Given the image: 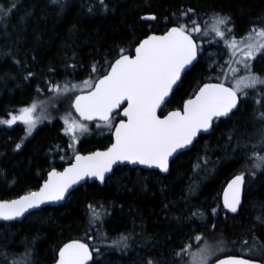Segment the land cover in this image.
Masks as SVG:
<instances>
[{
  "label": "trees",
  "instance_id": "trees-1",
  "mask_svg": "<svg viewBox=\"0 0 264 264\" xmlns=\"http://www.w3.org/2000/svg\"><path fill=\"white\" fill-rule=\"evenodd\" d=\"M62 4L0 0V8L11 9L6 22L0 21V120L34 102L43 108V112L38 108L37 117H45L29 137L21 124L0 127V201L37 189L47 172L59 169L60 160L71 155L62 116L74 114L71 101L79 92L54 98L50 87L65 81L80 85L98 77L107 68L105 61L113 62L121 49L131 54L139 40L162 34L176 25L177 18L191 26L192 20L203 24L216 14L227 16L230 35L236 39L253 28H264V0H104L103 5L100 0H62ZM149 15L157 19L142 21ZM224 58L222 46H203L198 62L162 112L180 109L201 85L215 82ZM93 65L100 67L99 74L93 73ZM253 68L264 77V56L253 62ZM261 113L264 92L259 86L241 99L230 118L216 121L209 135L177 156L168 175L119 169L103 186L79 187L63 206L42 209L21 223L0 221V264L21 259L25 264H52L59 249L73 240L89 245L90 264H147L149 259L181 264L176 253L186 245L195 250L221 240L227 251L213 262L228 255L261 261L263 256L247 254L250 246L257 250L264 246V223L257 220L264 221V171L252 168L250 159L253 152L264 155ZM98 132L80 140V152L102 148L109 130ZM240 173L245 175L243 203L232 216L221 205V193ZM89 205L103 206L101 220L90 223ZM121 235L128 236L129 247H111ZM197 235L201 241L195 240ZM26 252L30 255L24 257Z\"/></svg>",
  "mask_w": 264,
  "mask_h": 264
},
{
  "label": "snow or ice",
  "instance_id": "snow-or-ice-1",
  "mask_svg": "<svg viewBox=\"0 0 264 264\" xmlns=\"http://www.w3.org/2000/svg\"><path fill=\"white\" fill-rule=\"evenodd\" d=\"M51 2L63 7L62 0ZM100 3L103 5L104 0H100ZM10 12L11 9L0 8V21L6 22ZM142 19L155 21L157 17L149 15ZM229 22V17L219 14L214 15L204 27L196 20H192L189 26L177 18L176 25L168 28L164 34L147 35L139 40L134 56L123 54L124 50L121 49V54L114 62L105 61L107 68L103 74H99L100 67L93 65V73L99 74L97 79L84 80L82 85L65 81L62 86L57 84L50 87L49 91L65 96L74 94L77 89L82 91V94L74 95L71 101V107L78 114L79 121L71 119L70 114L63 118L65 135L71 141L69 147L77 141V133L89 131L84 121H95L97 127L102 124L108 129L114 128L113 143L103 152L97 151L86 156L76 154L74 163L63 172L54 169L48 172V179L39 191H30L18 199L0 201V220H13L23 216L29 209L62 201L69 194V189L82 180L94 178L103 183L106 174L116 164L142 165L168 172L170 158L191 145L198 134L209 132L214 121L234 114L233 110H238L241 97H247L249 90L260 86V91L264 92V77L253 71L251 63L258 55L264 56V28H253L245 39L238 41L233 37L228 40V35L232 33V29L228 27ZM194 33L204 37L211 33L217 39L225 41V47L230 51L231 59L226 63L232 72V82L227 86L224 82L204 83L194 93V98L184 101L182 110L169 111L161 118L158 110L168 102L182 73L198 60L200 48ZM237 49L242 53L239 58H236ZM233 63L240 67L233 68ZM241 68L244 75H238ZM84 88L88 90L83 92ZM256 102L262 104L260 100ZM38 108L43 112V108L34 102L29 107L21 108L19 114L13 115L11 119L0 120V124L11 127L19 121L25 126L26 133L31 135L40 119L45 118L34 116ZM121 108L122 111H118ZM118 116L124 119L114 124L113 121ZM260 118L264 119V113H261ZM20 147V144L16 145L17 149ZM250 159L253 161L252 168L264 171V155L253 152ZM244 182L245 175L240 173L229 183L224 193V208L227 211L237 213ZM89 209L90 223L101 220L105 214L102 205L100 209L89 205ZM215 212L213 209L214 214ZM193 215L198 214L194 212ZM257 220L264 223L260 217ZM128 239V236L121 235L110 246L127 249ZM195 240L201 241L202 237L197 235ZM226 251L225 242L221 240L215 244L205 242L195 250L186 245L176 255L181 258V264H212L213 258ZM247 254L264 256V246L259 250L250 246ZM28 255L30 253L26 252L24 257ZM185 256L187 259L183 258ZM92 260L89 245L73 240L59 249L56 264H89ZM13 264H25V261L13 260ZM147 264L156 262L149 259ZM214 264H253V261L243 256L228 255L215 260Z\"/></svg>",
  "mask_w": 264,
  "mask_h": 264
},
{
  "label": "water",
  "instance_id": "water-1",
  "mask_svg": "<svg viewBox=\"0 0 264 264\" xmlns=\"http://www.w3.org/2000/svg\"><path fill=\"white\" fill-rule=\"evenodd\" d=\"M142 21H147V20H143V19H142ZM150 22H151V21H150ZM165 31H166V30H165ZM165 31H164V32H165ZM164 32H163L162 34H164ZM162 34H155V35H162ZM150 35H152V34H150ZM197 45H198V44H197ZM125 55H131V56H134V55H135V47H134V49H133V51H132L131 54H125ZM198 58H199V55H198ZM116 59H117V58H116ZM114 61H115V60H114ZM114 61H113V62H114ZM197 62H198V60H197V61H194V62H193V65H192V66H189V69H186L185 73H182L181 80H182V78L184 77V75H185L187 72H189V71L192 69V67H193ZM108 70H110V69H108ZM181 80L177 82V85H176V86H174V90H173L172 93H170V96H169V98H168V102H169V100H170L172 94L174 93L175 89H176V88L178 87V85L180 84ZM207 83H217V82H207ZM202 86H203V85H201L200 87H202ZM198 89H199V88H198ZM198 89H197V91H198ZM80 94H82V93H80ZM191 98H194V95H193ZM73 99H74V98H73ZM168 102H167V103H168ZM167 103H166V104H167ZM183 103H184V102H183ZM166 104L162 107V109L166 106ZM124 106H126V105H124ZM122 107H123V106H122ZM238 107H239V105H238ZM71 108H72V107H71ZM182 108H183V104H182V106H181V109H177V110H182ZM162 109L158 110V115L160 114V112H161ZM118 111H122V108H121L120 110H118ZM172 111H175V110H172ZM235 111H236V110L234 109L233 112H235ZM72 112H73L74 115L79 119V116H78V114L75 112V109H74V108H72ZM167 114H168V113H166L165 115H167ZM165 115H164V116H165ZM231 115H232V114H230V117H231ZM230 117H228V118H230ZM120 118H121V119H124V117H122V116H120ZM161 118H163V117H161ZM228 118L221 117L219 120H225V119H228ZM216 121H218V120H216ZM214 122H215V121H214ZM214 122H213V125H214ZM84 123H97V122H95V121H93V122L84 121ZM118 123H119V122H118ZM212 128H213V127H212ZM211 131H212V129H211L209 132H207V133H200V134H198V136L194 139V141H193V143H192L191 145H189L187 148H185V149H181V150H179L177 153H175V154L173 155V157L170 158L169 171H170V165H171L172 161H173L177 156H179L180 154H183V153H185V152L190 151L191 148L193 147V145L198 141V139H199L200 137L209 135V134L211 133ZM113 132H114V128H113V130H112V133H113ZM112 133H111V138H112V143H113ZM112 143H111V144H112ZM110 146H111V145H110ZM110 146H109V147H110ZM109 147H108V148H109ZM108 148H107V149H108ZM107 149H105V150H96V151H94V152H97V151L103 152V151H106ZM92 153H93V152H92ZM90 154H91V153H90ZM79 155H83V154H79ZM86 155H89V154H85L84 156H86ZM74 160H75V156L73 157L72 162H71L69 165L65 166L62 170H60V171H58L57 169H54V170H56L57 172H63V170H64L65 168L69 167L72 163H74ZM122 167H130V168H132V169L139 168V169L144 170V171L157 172V173L160 174L161 176H166V175L169 174V171H168V172H160L159 169H155V168H151V169H150V168H147V167L142 166V165L116 164V165H113V170H112L111 172H109V173L106 174V178H105V180L113 174V171H114L115 169H117V168H122ZM50 171H52V170H50ZM50 171H49V172H50ZM234 177H235V176H234ZM234 177H232V178L226 183V185H225V187H224V189L222 190V193H221V205H222L223 209L226 211V213H228L229 215H232V216L237 215L238 212H239V210H240V208H241V206H242V203H243V197H244V189H245V182H244V184H243V186H242V191H241V204H240V206L238 207V211H237V213H231V212L227 211V210L224 208V193H225V190L228 188L229 183L234 179ZM47 179H48V172H47V174H46V176H45L44 181H42V183L40 184V186H39L36 190H34V191H39L40 187L44 184V182H45ZM93 182H96L99 186H103L104 183H105V181H104L103 183H101L100 181L95 180L94 178H93V179H85V180H82V181H80L78 184L73 185V187L69 189V194H66V197H65L64 200H62V201H58V202H49V203H45V204L41 205L39 208L29 209L28 212L24 213L23 216L18 217V218L13 219V220H9V221L0 220V221H2V222H4V223H13V222L21 223V222H23L27 217H29L31 214H33V213H35V212H39V211L42 210V209H45V208H58V207H60V206H63V205L65 204V202L67 201L68 197L70 196V194H71L72 192H74L76 189H78L79 187L83 186V185L86 184V183H89V184H90V183H93ZM23 195H25V194H23ZM21 196H22V195H21ZM19 197H20V196H19ZM19 197L14 198V199H18ZM11 200H13V199H11ZM70 242H72V241H70ZM70 242H68V243H70ZM62 247H63V246H62ZM58 253H59V251H58ZM58 253H57L56 261H57V259H58ZM226 257H227V256H226ZM226 257H222V258H220V259H223V258H226ZM56 261H55L54 263H52V264H56ZM252 261H253V264H264V256H263V258H262L261 261H254V260H252ZM91 262H92V261H89V264H90ZM212 264H214V262H213Z\"/></svg>",
  "mask_w": 264,
  "mask_h": 264
},
{
  "label": "rangeland",
  "instance_id": "rangeland-1",
  "mask_svg": "<svg viewBox=\"0 0 264 264\" xmlns=\"http://www.w3.org/2000/svg\"><path fill=\"white\" fill-rule=\"evenodd\" d=\"M211 22V19H209V20H207V21H205V22H203V24H199L201 27H204L205 26V24L206 23H210ZM228 27L230 28V26L228 25ZM251 32V31H250ZM249 32V33H250ZM248 33V34H249ZM248 34H246L244 37H242V38H240V39H237L238 41L239 40H242V39H245L247 36H248ZM194 36H195V38H196V40H197V42H198V45H199V48H200V51H201V49H202V47L203 46H205V45H218V46H222L223 48H224V50H225V58H224V60H223V64L221 63L220 64V66H218V68H217V71H220L217 75H216V78H215V80L217 81V82H224L226 85H228V84H230L231 82H232V72H231V70L229 69V65L226 63V61H229L230 59H231V57H230V51H229V49L227 48V47H225V41H222V40H219V39H217L216 37H214V35L213 34H211V33H209V36H207V37H204L202 34H193ZM227 39L228 40H231V39H233L232 37H231V35L229 34L228 35V37H227ZM240 55H242V53L240 52V50L239 49H237L236 50V58H239L240 57ZM260 55H258L257 57H256V59L255 60H253V61H251V63L253 64V62H255V61H257V58L259 57ZM232 67L233 68H239L240 66L239 65H237V64H232ZM253 71H254V68H253ZM225 73H227V76H225ZM238 75H244V71H243V69L241 68L240 69V72L238 73ZM98 77H96V76H91L90 78H88V79H92V80H95V79H97ZM87 79V80H88ZM215 81V82H216ZM80 85H82V84H80ZM259 87V86H258ZM83 90V92H86L88 89H86V88H84V89H82ZM251 91H253V90H249V92H251ZM76 92H79V93H82V91H81V89H77V91ZM52 97H58V96H60V94H58L57 92H54V91H52ZM68 97V96H67ZM54 98L52 99V101L54 100ZM243 98H245V97H241V99H243ZM73 113V112H72ZM19 114V113H18ZM17 114V115H18ZM37 114H38V109H37V111H36V113H34V116H36L37 117ZM70 113H68L67 112V114L66 115H63L62 116V119L65 117V116H67V115H69ZM12 117V116H11ZM11 117H9L8 119H11ZM40 117V116H39ZM70 118L71 119H75V120H77V121H79V119L78 118H76V116H74V114H70ZM8 119H6V120H8ZM84 123V122H83ZM16 124H21V125H23L22 123H20L19 121L16 123ZM39 124V122L37 123V125ZM85 124H87L88 125V128H89V131L87 132V133H84V134H80V133H77V136H78V139H77V141L75 142V143H73L72 144V146L71 147H69V144H70V140H69V143H68V147H69V149H70V151H71V154L72 155H76V154H78L79 152H78V149H77V146H78V143L80 142V140L81 139H84L85 137H89L91 134H92V132H98V133H101V131H105L106 130V127H104L103 125H101V127H97L96 126V124L97 123H95V124H89V123H85ZM36 125V126H37ZM2 126H4V127H9L7 124H0V127H2ZM13 126V125H12ZM24 126V125H23ZM25 127V126H24ZM36 128V127H35ZM34 128V129H35ZM33 129V130H34ZM33 130H32V132H33ZM26 135H27V137H29L30 135H28L27 133H26ZM68 138L70 139V137L68 136ZM70 159V157L69 158H63V160H69ZM138 176H140V175H138ZM139 178V177H138ZM28 220V219H27ZM215 258H213V260H214Z\"/></svg>",
  "mask_w": 264,
  "mask_h": 264
},
{
  "label": "flooded vegetation",
  "instance_id": "flooded-vegetation-1",
  "mask_svg": "<svg viewBox=\"0 0 264 264\" xmlns=\"http://www.w3.org/2000/svg\"><path fill=\"white\" fill-rule=\"evenodd\" d=\"M165 108V107H164ZM163 108V109H164ZM163 109L161 110V112H160V116L161 117H163L166 113H168L169 111H167V112H165V113H163L162 111H163ZM181 109V108H180ZM177 110V109H176ZM121 120V118H120V116H118V117H115V119H114V121H113V123L115 124V123H118L119 121ZM92 124H95V123H92ZM102 125V124H101ZM107 130H109V133H105V142H104V144L102 145V148L101 149H97V150H105V149H107L110 145H111V143H112V138H111V133H112V130L113 129H108V128H106ZM103 136L101 135L100 136V138H103ZM108 137V138H107ZM80 143V142H79ZM79 143H78V146H79ZM77 146V149L79 148ZM94 151H96V150H91V151H88V152H84V153H82V152H80L79 151V149H78V154H83V155H85V154H90V153H92V152H94ZM75 155H70V156H68L67 158H69L70 157V159L69 160H60V163H62L61 164V167L58 169V168H52L51 170H53V169H57L58 171H60V170H62L65 166H67V165H69L71 162H72V159H73V157H74ZM119 169H121V170H133L134 172H135V174H144V173H148V175H152V173H154V172H152V171H144V170H141V169H139V168H135V169H132V168H130V167H122V168H117V169H115L114 171H113V174H114V172L116 171V170H119ZM49 172V171H48ZM112 174V175H113ZM111 175V176H112ZM111 176L110 177H108L106 180H105V182H107L110 178H111ZM44 181V180H43ZM93 183H96V182H93ZM86 184H89V183H86ZM91 184V183H90ZM97 184V183H96ZM85 185V184H84ZM98 185V184H97ZM99 186V185H98ZM36 190V189H35ZM32 191H34V190H32Z\"/></svg>",
  "mask_w": 264,
  "mask_h": 264
}]
</instances>
